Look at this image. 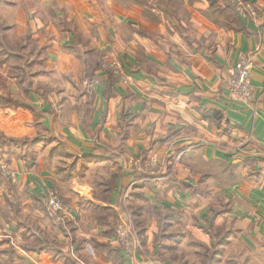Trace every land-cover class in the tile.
<instances>
[{"label":"crops","instance_id":"obj_1","mask_svg":"<svg viewBox=\"0 0 264 264\" xmlns=\"http://www.w3.org/2000/svg\"><path fill=\"white\" fill-rule=\"evenodd\" d=\"M0 41V96L22 107L0 108V133L41 141L0 139L15 174L0 179V233L11 237L0 264H191L189 245L207 246L211 228L264 257V0H0ZM246 55L249 103L227 87ZM15 57L27 81L6 74ZM32 57L35 82L55 83L43 98L29 88ZM150 164L155 174L138 170ZM48 187L59 219L40 207ZM124 219L128 252L114 241ZM172 227L187 235L178 249ZM18 245L28 250H6Z\"/></svg>","mask_w":264,"mask_h":264},{"label":"rangeland","instance_id":"obj_2","mask_svg":"<svg viewBox=\"0 0 264 264\" xmlns=\"http://www.w3.org/2000/svg\"><path fill=\"white\" fill-rule=\"evenodd\" d=\"M5 45H9V44L7 42H5V41H0V47L1 46H5ZM4 50L5 49L2 48V51L0 53V59L2 58V56L4 54H6V53H4L5 52ZM19 55H20V53H19ZM31 60L34 63L31 65L30 74H31V77L33 79H35L34 76H37V71H40L39 65L37 63V61L39 59H35V57H32ZM15 63H17V65H18L17 69L13 73L8 72L6 74H8V75L10 74V76H13L14 75L13 77L14 78H17V82H22L23 80L27 81V76L25 75V73H23V74L21 72L19 73V66H20V63H21V58L20 57L19 58L18 57H15ZM1 65L2 64H0V66ZM4 76L6 77V75H4ZM4 76H2V79H0V84L1 85H4L3 84V80L6 81V79L4 78ZM28 78H30V77L28 76ZM33 79H32V83L33 84H31L29 86V88L31 87V89L33 90V91L31 90L32 91L31 92L32 95H34V94H35V96H38L39 95V96H41V98H43L44 96L46 97V96H48V94H51V91H49V90L52 87V85L55 84V83H53V78H42L41 82H35L36 79L35 80H33ZM46 92H48V93H46ZM3 96L6 97L5 95H3ZM12 98H13L12 101H13V104H14L13 107L15 109L22 108L19 105V103L14 100L15 99L14 96ZM13 104H10V106L13 105ZM0 108L8 109L9 106L6 107V106H1L0 105ZM23 108L25 109V106ZM27 110L32 115L31 117L34 118L33 119V122L31 123V125L34 127L35 126L34 124L37 125L38 120H39V118L37 116L38 110L35 109V108H33L32 106H30V108L27 109ZM34 120H35V122H34ZM0 135H1V133H0ZM1 137H2L1 140H3V143H5V144L6 143H9V142L10 143H19L20 142V144L23 143L25 145H30V147H33L35 145L37 146L38 144L39 145L41 144V141L39 139H37L38 136H33L31 139H27V140L24 139L22 141L15 140V139H10V138H6L3 135H1ZM0 163L3 164V165H5L6 167H8V169H10L9 166H8V164L5 161V158H4L3 154H1V153H0ZM14 176H15V174H14ZM3 178L12 180L14 177L13 178H7V177H3V176L0 175V179L4 180ZM48 188H50V187H48ZM45 190H44V192H45ZM50 190H52L54 193L57 194V192H55L52 188H50ZM44 192H43V196L41 198V202L42 203H40V207H43L45 210H47L48 214L52 215L48 211L47 207H45V205L43 204ZM58 197L60 198V200L62 202V206H63L62 207V211L59 214L52 215V216L59 219L60 216L63 213V210H64V203H63V201H62V199H61V197L59 195H58ZM162 215H166L167 216V219L169 218L167 214H162ZM3 220L5 221L4 218H3ZM118 224H125L127 226V228L129 229V237H128V240H127V246L126 247L119 246L116 243V240H117V238H116V227H117ZM167 224H168V222L166 221L165 222V225H164L165 228L167 227ZM65 226H67V225L65 224ZM113 228H114L113 232H114V241H115V244L118 247H120L123 250H125V251L128 252L130 250V248H131L130 246H132L133 243H134V235H135L134 234L135 233L134 231H135V229H134L133 224L131 225V223L129 221L125 220V219L124 220H117V222H115V224L113 225ZM165 228H164L163 232H161V236L159 237V242H161L162 241V238H165V236H166L165 235ZM172 230H175V232H173V235L170 238H172V240H176L177 244L183 238H186L187 237V235L183 234L181 231H177L179 229L178 228L176 229V227H172ZM225 232L226 231L224 229H222V230L217 229L216 232L213 233V234H216L220 238V243H218L217 240H213L214 235L206 234L205 237H206L207 246H205L206 248H204V249L201 246L202 245L201 244V241L200 240H197L195 238L196 240L192 241L191 242V245H189L191 247V250L189 251L188 254L190 255L191 258L193 256V258L191 259V264H199V256L198 255H199L200 252H205L206 255H207V258H208V255L209 256L210 255H213V253L215 251L218 252L217 255L215 254V258H216V263L215 264H218L221 261V259H223L224 255L226 253H228V256L225 259L224 264H251L252 262L254 264H264V257L263 256H261V255H253L248 250H246L242 245H239V244H237V243L234 242L235 244H233L234 245L233 246V249H230L231 248V244L228 245V243L231 242V241H233V238L234 237H233V234L232 233H229V232H226L225 233ZM0 237H1L0 239L3 242H6L7 241L6 240L7 238H11V237H7L4 233H2V234L0 233ZM45 237H46L45 240H46V246L47 247H51L52 248V247H54L56 245L53 242V239L51 238V235L50 234H46ZM137 238H139V237H137ZM33 241H35V240H33ZM33 241H31L29 243L31 244ZM3 244H5V243H3ZM30 244L28 246H31V245L34 246L35 243L34 244H31V245ZM25 246H19V245H18V247L8 246L6 248V250H9V249H11L13 251H15V250L16 251H20L21 250V251L25 252V251L28 250V249L25 248ZM178 248H179V244L177 245V249ZM180 251L181 250H177V253H179V255H182V253H180ZM200 264H201V259H200Z\"/></svg>","mask_w":264,"mask_h":264},{"label":"built area","instance_id":"obj_3","mask_svg":"<svg viewBox=\"0 0 264 264\" xmlns=\"http://www.w3.org/2000/svg\"><path fill=\"white\" fill-rule=\"evenodd\" d=\"M104 69L112 68V72L118 75V68L116 65H103ZM250 69H251V59L248 55L241 56L234 68L231 71V74L227 81V87L231 95L243 102L249 103L253 98V88L250 80ZM144 174H155L157 171L154 164L145 166L144 168L138 169ZM0 175L7 178H13L14 173L8 169L5 165L0 163ZM43 204L47 207L48 211L52 215L59 214L62 211V202L58 195L54 193L50 188H47L44 192ZM129 237V229L125 224H118L116 227V243L119 246L126 247L127 240Z\"/></svg>","mask_w":264,"mask_h":264},{"label":"trees","instance_id":"obj_4","mask_svg":"<svg viewBox=\"0 0 264 264\" xmlns=\"http://www.w3.org/2000/svg\"><path fill=\"white\" fill-rule=\"evenodd\" d=\"M7 55L4 54V56H2V58L0 59V61L2 63H4L6 60H7ZM10 104H13V101L11 98H7V97H4V96H0V105L1 106H10ZM1 135H0V139H1ZM216 212H213L212 214V217L211 219L209 220L210 223L212 224L213 220L215 219L216 217ZM167 221V216L166 215H161L159 214V233L158 235L156 236V239L159 240V237L161 236V232H163L164 230V225H165V222ZM212 226V225H210ZM226 233V232H225ZM208 234H211V235H214V238L213 240H217L218 243H220V238L216 235V234H213V231H212V228L209 230V233ZM218 234V233H217ZM7 240V239H6ZM8 242H9V239H8ZM204 248H206L205 246L206 245H201ZM36 251H40V250H36ZM218 252H214L213 255H208V258H207V255L205 252H200L199 253V258L201 259V264H215L216 263V258H215V254L217 255Z\"/></svg>","mask_w":264,"mask_h":264}]
</instances>
